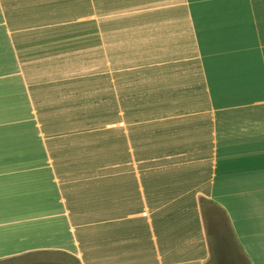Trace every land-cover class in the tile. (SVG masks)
<instances>
[{
	"label": "crops",
	"instance_id": "0c3cea01",
	"mask_svg": "<svg viewBox=\"0 0 264 264\" xmlns=\"http://www.w3.org/2000/svg\"><path fill=\"white\" fill-rule=\"evenodd\" d=\"M264 264V0H0V264Z\"/></svg>",
	"mask_w": 264,
	"mask_h": 264
},
{
	"label": "rangeland",
	"instance_id": "374dc122",
	"mask_svg": "<svg viewBox=\"0 0 264 264\" xmlns=\"http://www.w3.org/2000/svg\"><path fill=\"white\" fill-rule=\"evenodd\" d=\"M22 264H31V263H22ZM34 264H37V263H34Z\"/></svg>",
	"mask_w": 264,
	"mask_h": 264
}]
</instances>
